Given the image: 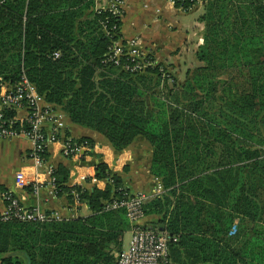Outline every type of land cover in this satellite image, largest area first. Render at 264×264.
Masks as SVG:
<instances>
[{
  "label": "trees",
  "instance_id": "trees-1",
  "mask_svg": "<svg viewBox=\"0 0 264 264\" xmlns=\"http://www.w3.org/2000/svg\"><path fill=\"white\" fill-rule=\"evenodd\" d=\"M92 3L0 0V78L14 82L23 74L45 101L114 150L137 136L150 145L148 171L164 192L142 210L157 216L152 229L176 237L168 243L171 261L264 264V0L202 4L194 52L200 65L187 69L166 99L154 88L168 73L149 54L152 64L133 73L121 68L123 55L118 66L106 60L105 31L113 29L115 39L120 21L109 10L92 11ZM70 140L92 146L86 137ZM50 176L56 193L67 192L71 203L74 191L89 214L0 220V264H115L130 224L123 208L102 207L128 192L120 177L104 162L94 165V177L107 182L102 189L67 186L61 164Z\"/></svg>",
  "mask_w": 264,
  "mask_h": 264
},
{
  "label": "crops",
  "instance_id": "crops-1",
  "mask_svg": "<svg viewBox=\"0 0 264 264\" xmlns=\"http://www.w3.org/2000/svg\"><path fill=\"white\" fill-rule=\"evenodd\" d=\"M197 6L180 9L168 0H125L120 7V23L115 40L125 46L129 40L133 39L136 48L149 54L165 72L175 73L172 77L177 78V74H183L182 80H177L179 84L184 80L186 70L197 66L195 65L194 52L196 47L201 44L203 28V24L198 19L187 24L180 21L179 16ZM201 6L203 10V5L201 4ZM94 7L93 0L92 11H95ZM88 11L86 10L79 19L86 17ZM19 43V55L22 56L21 37ZM12 52L10 51L8 54ZM188 53L192 58L189 65H187ZM181 60L182 65L180 64ZM39 95L41 96V94ZM40 106L50 110L52 120L61 123L60 133L64 135L66 132L65 137L70 139L86 137L92 142L91 150L84 158H69L62 155L59 141L47 143L43 162L35 170L42 183L40 188L34 191L31 186H15L13 180L14 172L18 169H23L28 173L32 172L30 142L22 135L0 138V197L2 193H7L15 198L21 206L36 207L46 213L55 214L53 215L55 219L86 216L90 212L87 206L84 203L80 205L69 203L67 192L56 193L54 187L49 183V177L54 167L61 164L68 171L67 186L80 185L90 189L92 185H95L102 189L107 183L105 179H98L95 183H91L89 180L83 182L76 180L80 173L94 174V165L97 162H104L111 173L118 175L128 192L144 194V201L163 194L164 189L159 179L148 171L151 147L142 137L137 136L125 148L119 151L114 150L100 133L71 122L60 105L47 102L41 96ZM22 115L20 113L18 116L22 117ZM51 125L47 122L44 124L46 134L50 132ZM102 149L105 150L99 155V151ZM3 204L0 198V209ZM156 219L157 216L154 214H145L140 223L152 229ZM159 230L161 231V229ZM230 234L232 233L229 230L228 235ZM129 237L130 228L123 233L121 250L127 248ZM169 261L176 264L170 259Z\"/></svg>",
  "mask_w": 264,
  "mask_h": 264
},
{
  "label": "built area",
  "instance_id": "built-area-1",
  "mask_svg": "<svg viewBox=\"0 0 264 264\" xmlns=\"http://www.w3.org/2000/svg\"><path fill=\"white\" fill-rule=\"evenodd\" d=\"M125 0H94L95 11L109 10L111 14L120 16V7ZM171 4L180 9L191 8L195 5H201L207 0H168ZM109 46L106 53V60L113 65L118 66V58L123 55L128 59L127 63L121 65L124 71L133 73L152 64L146 57V53L136 48L133 39L124 46L118 43V40L112 38L113 29L108 34ZM127 46V47H126ZM54 57L57 56L53 52ZM161 70V69H160ZM41 96L37 93L34 85L22 74L19 78L10 82L0 79V138H10L12 136L22 135L28 139L31 144V167L32 172H25L18 169L14 172L13 180L17 187L31 186L36 191L41 186L36 169L43 162L42 153L45 146L50 142H60L61 153L64 157L84 158L89 154L91 147L86 141L78 144L71 142L70 138L65 137L59 131L61 123L51 119V112L40 106ZM5 110L13 111L11 117L6 118ZM23 114L19 117V114ZM20 122L18 129L12 128V123ZM51 123L49 133L44 132V124ZM25 125V127H23ZM93 169V168H92ZM77 181L83 182L89 180L95 183L98 179L94 174L80 173L77 175ZM52 177H49V183L52 185ZM72 203L80 205L77 195L71 191ZM2 200L7 202L0 209V220L16 219L19 221H42L54 218L51 213H46L36 207L25 208L21 206L15 198L7 193H2ZM145 196L142 193L124 192L119 198H112L104 202L103 209L123 208L125 216L130 224V237L127 248L119 251L116 256L115 264H173L168 259V243L176 241V237L165 231H158L143 227L140 223L143 218L142 204ZM235 231V223L232 224L230 233Z\"/></svg>",
  "mask_w": 264,
  "mask_h": 264
},
{
  "label": "rangeland",
  "instance_id": "rangeland-1",
  "mask_svg": "<svg viewBox=\"0 0 264 264\" xmlns=\"http://www.w3.org/2000/svg\"><path fill=\"white\" fill-rule=\"evenodd\" d=\"M201 12H202V6L201 5H198L197 7L190 9L186 14L180 15L179 16L180 21L189 24V23L197 20V17L199 16V14ZM191 60H192V58H191V56L188 53V55H187V61H188L187 62V65H189V63L191 62ZM180 64L181 65L183 64L182 60H181ZM199 64H200V62H198V61L195 60V65H199ZM174 74L175 73L169 74L168 75V78L165 81L163 79L164 82H162L161 85H159L158 87L154 88V92L156 93V96L158 98H160V99H164L165 98L166 99V92H167V90L169 88H171V89L172 88H175L178 85V81L177 80H179V79L182 80L183 74H180V75L177 74V78L178 79L176 77H172V76H174ZM171 78H173L172 80L174 81V86L172 84Z\"/></svg>",
  "mask_w": 264,
  "mask_h": 264
}]
</instances>
